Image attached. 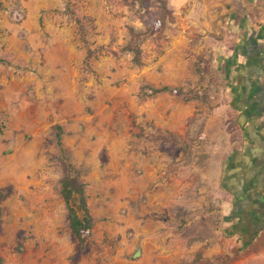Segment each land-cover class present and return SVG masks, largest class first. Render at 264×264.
<instances>
[{
    "label": "rangeland",
    "instance_id": "1",
    "mask_svg": "<svg viewBox=\"0 0 264 264\" xmlns=\"http://www.w3.org/2000/svg\"><path fill=\"white\" fill-rule=\"evenodd\" d=\"M67 1L92 18L89 67ZM176 1L162 26L157 0H0V264H264V235L245 241L224 222L225 85L206 19ZM129 26L153 30L141 64ZM56 126L95 218L83 246L58 191Z\"/></svg>",
    "mask_w": 264,
    "mask_h": 264
},
{
    "label": "crops",
    "instance_id": "2",
    "mask_svg": "<svg viewBox=\"0 0 264 264\" xmlns=\"http://www.w3.org/2000/svg\"><path fill=\"white\" fill-rule=\"evenodd\" d=\"M175 4L179 12L187 6L184 17L206 19L202 20L205 44L218 81L225 85L226 102L214 111L218 118L222 115L218 125L224 134L217 159V177L229 197L222 204L227 210L224 222L230 227L232 222L225 218L236 209L263 217L264 0H177ZM240 230L233 229V234L245 241L264 235L251 237L249 231Z\"/></svg>",
    "mask_w": 264,
    "mask_h": 264
},
{
    "label": "trees",
    "instance_id": "3",
    "mask_svg": "<svg viewBox=\"0 0 264 264\" xmlns=\"http://www.w3.org/2000/svg\"><path fill=\"white\" fill-rule=\"evenodd\" d=\"M160 4V18L159 23L163 26L165 20L169 16L170 8L167 6V0H157ZM65 12L72 16L76 22L77 30L80 36V40L86 48L85 63L87 67L90 66L91 58L95 53V49L90 47V42L86 34V28L88 26L94 27L92 18L85 16L87 21H83V17L77 16L71 9L70 2L67 1L65 5ZM130 40L127 43L125 49L132 54V61L136 64H141V48L140 43L145 39L146 36L150 35L153 30L149 33L135 31L132 26H129ZM143 94H158L161 92H168L171 94L180 92V87L176 86H158L153 87L150 85H142ZM1 128V126H0ZM55 139L58 148L57 161L60 167L61 175L59 178V194L63 199L68 225L71 232L77 238L80 245H84L91 234V228L95 221L94 216L90 213L88 208V195L86 193V184L81 179L80 169L70 160L69 154L64 147L62 141V128L56 126ZM2 196L0 195V201ZM1 211V206H0Z\"/></svg>",
    "mask_w": 264,
    "mask_h": 264
},
{
    "label": "flooded vegetation",
    "instance_id": "4",
    "mask_svg": "<svg viewBox=\"0 0 264 264\" xmlns=\"http://www.w3.org/2000/svg\"><path fill=\"white\" fill-rule=\"evenodd\" d=\"M225 219L227 222H232L228 228L232 229V226H235V228H233L235 232L237 229H241L240 232L244 230L245 233L246 231H249L251 233V237L264 232V216L251 217L245 209H236L229 213Z\"/></svg>",
    "mask_w": 264,
    "mask_h": 264
},
{
    "label": "water",
    "instance_id": "5",
    "mask_svg": "<svg viewBox=\"0 0 264 264\" xmlns=\"http://www.w3.org/2000/svg\"><path fill=\"white\" fill-rule=\"evenodd\" d=\"M138 254H139L138 251H136L135 254H134V256L136 257V256H138Z\"/></svg>",
    "mask_w": 264,
    "mask_h": 264
}]
</instances>
